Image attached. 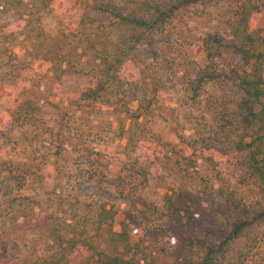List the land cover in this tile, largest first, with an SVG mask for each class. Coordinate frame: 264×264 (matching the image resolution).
Segmentation results:
<instances>
[{
  "label": "trees",
  "instance_id": "16d2710c",
  "mask_svg": "<svg viewBox=\"0 0 264 264\" xmlns=\"http://www.w3.org/2000/svg\"><path fill=\"white\" fill-rule=\"evenodd\" d=\"M71 1L0 0V12L16 17L15 22L0 23V85L29 87L45 66L58 79L69 74L88 76L91 83L69 104L75 111L95 115L111 109L118 116L119 140L126 141L115 161L118 165L104 166L102 161L108 160L104 151L89 149L74 172L75 180L69 182L68 173L59 179L58 184H66L74 195L71 209L87 208V212L51 227L57 251L52 264H69L71 255L82 257L79 251L91 254L87 264H243L264 245V0H230L221 26L200 39L203 64L196 66L188 90L195 102L203 88L212 85L218 88L219 98L210 120L203 115L191 118L192 136H179L175 152L191 168L196 159L211 168L219 165L218 160L234 162L237 183L250 198L233 204L227 225L218 228L216 219H211L198 229V216L188 199L172 191L162 201L168 221L165 230L147 228L150 205L143 207L137 200L148 182L150 156L145 150L155 144L148 138L146 122L153 104H158L160 84L143 72L135 80L128 71L160 61L171 45L174 23L205 19L221 0H91L81 15ZM50 13L61 14L70 32H89H83L75 45L60 44L55 38L57 49H51L40 27ZM41 117V109L27 93L16 95L0 113V140L34 124L52 135L54 127ZM49 145L55 161L68 154L62 140ZM126 147H130L127 153ZM150 155L159 159L155 153ZM25 182L22 161L0 158V198L8 213L28 207L26 198L13 195L25 189ZM117 203L125 209L119 231H114ZM142 227L159 235L163 232L160 243L145 248L142 241L135 243L132 237ZM169 234L177 238L166 240ZM239 243L243 252L238 260L229 259Z\"/></svg>",
  "mask_w": 264,
  "mask_h": 264
},
{
  "label": "rangeland",
  "instance_id": "374dc122",
  "mask_svg": "<svg viewBox=\"0 0 264 264\" xmlns=\"http://www.w3.org/2000/svg\"><path fill=\"white\" fill-rule=\"evenodd\" d=\"M90 1L72 0L70 4L81 15L85 3L90 4ZM230 8V0H221L205 19L175 22L171 45L165 49V55L160 61L147 63L146 66L139 64L129 67L128 72L134 75L135 80L143 72L159 81L161 89L158 104H153V114L146 122L148 138L156 145L145 150L150 156L148 182L137 196V200L144 204L143 207L150 205L146 214L149 220L147 228H168V221L164 220L165 214L162 213V201L165 194L172 191L182 192L188 199L191 210L198 216V229L202 223L206 224L211 219H216L218 223L215 225L218 228L223 223L227 225L232 220L233 204L250 198L249 193L237 183L238 173L232 164L234 162L218 160L219 165L211 168L204 160L196 159L191 168L175 155L178 137L189 139L192 136L191 118L203 115L210 120L213 103L219 98L218 88L210 85L204 87L200 97L193 102L188 84L196 66L203 64L200 39L208 31L221 26ZM15 18L12 13L0 12V23L15 22ZM40 27L47 37L46 44L51 49H57L55 38L59 37L60 44L65 41L75 45L83 32H89L87 29L70 32L65 27L64 17L55 13L45 15ZM60 34L64 36L60 37ZM39 73L35 83L29 87L0 85V113L16 95L27 93L41 109L43 122L54 127L50 136L44 128H35L34 124L16 132L6 141L0 140V158L20 160L26 165V187L18 193L14 191L13 195H22L28 204L24 210L8 213L0 198V264H52L51 257L57 251L49 233L51 227L63 220L82 217L87 212V208L84 211L71 209L70 203H73L74 195H70L66 184H58L59 179L68 173L69 182L74 181V172L87 159L89 149L104 151L108 160H103L102 163L104 166L108 163V167L112 168L111 165H118L115 161L126 146L125 140H119L121 133L118 116L111 109L103 108L99 115H95L88 110L75 111V107L69 104V100L75 99L91 83L88 76L69 74L58 79L47 70V66L41 68ZM56 139L64 141L68 150V154L58 161L50 156L52 150L49 142H55ZM161 143L165 145L162 147ZM125 151L129 152L130 147H126ZM150 153L157 154L159 159L152 157ZM58 171L61 174L56 176ZM116 207L119 214L113 230L119 231L118 224L123 219L125 206L117 203ZM154 210H157V215H154ZM145 227L132 237L133 241H142L144 248L159 244L160 235L164 236L163 232L159 235L158 232L144 230ZM171 236L177 238L175 234H169L166 240ZM79 252L82 257L73 258L71 255L69 264L90 262L88 258L91 254ZM239 252H243L241 243L235 245L229 259L238 260ZM243 264H264V245L249 254Z\"/></svg>",
  "mask_w": 264,
  "mask_h": 264
}]
</instances>
